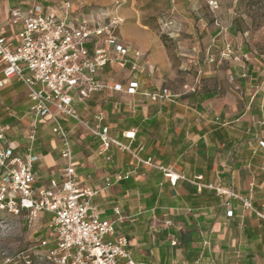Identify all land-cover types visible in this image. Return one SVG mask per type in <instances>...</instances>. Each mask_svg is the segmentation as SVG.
Returning <instances> with one entry per match:
<instances>
[{"label":"crops","instance_id":"obj_1","mask_svg":"<svg viewBox=\"0 0 264 264\" xmlns=\"http://www.w3.org/2000/svg\"><path fill=\"white\" fill-rule=\"evenodd\" d=\"M36 4L57 6L53 0H0V33L14 45L22 24H11L12 11L26 14ZM74 16L81 21L94 13L77 7ZM134 28L135 33L119 29V36L143 53L147 66L133 72L113 62L98 73L106 86L102 92L74 99L84 118L95 125L94 116L101 115L109 136L129 150L116 145L106 150L101 138L73 120L63 121L70 131L80 187L98 191L93 203L103 219L114 222L115 235L108 239L127 236L138 264H264V164H258L257 150H249L250 142L243 145L244 134L255 135L254 125L243 116L230 117V92L220 98V88L196 94L188 91L189 96L176 99V94L161 87L175 77V67L151 31ZM200 34L221 56L230 44V27L203 25ZM247 50L243 46L242 51ZM2 70L0 62V80ZM133 81L139 83L136 94L128 92ZM117 85L121 91L115 90ZM163 89L173 98L154 101L149 96ZM30 107L22 83L13 80L0 87V134L5 137L0 147L10 144L20 156L29 143ZM241 120L244 130L239 136L235 124ZM60 151L52 126L40 123L34 149L37 187L64 178ZM136 157L152 159L154 166L138 164ZM161 168L180 175L176 185ZM128 173V179L119 180ZM107 179L113 183L109 188ZM218 189L250 198L253 209L246 208L241 199L219 195ZM48 214H40L39 219L28 216L24 224L40 226L36 233L41 243L36 247L43 253L54 247L42 245L49 236Z\"/></svg>","mask_w":264,"mask_h":264},{"label":"built area","instance_id":"obj_2","mask_svg":"<svg viewBox=\"0 0 264 264\" xmlns=\"http://www.w3.org/2000/svg\"><path fill=\"white\" fill-rule=\"evenodd\" d=\"M216 9L217 3L210 2ZM12 25L22 24L13 44L0 33V62L3 78L0 87L16 80L22 83L31 102L32 123L24 156H20L10 144L0 147V212L14 216L27 212L31 219L49 213V236L43 246L54 247L45 253L54 264H138L132 257L130 243L125 235H115L114 222L103 219L93 198L98 191L80 187L77 178L75 154L70 131L64 120H73L94 136L101 138L105 149L111 145L129 150L109 136V129L101 124L102 116L95 115L96 122L84 118L74 106L75 97L85 100L102 92L106 86L98 80L100 71L118 62L133 72L147 66L143 53L127 45L119 36L122 21L118 17L92 16L79 21L74 16L71 2L60 6L36 4L26 14L12 11ZM231 45L227 44L222 57L230 58ZM139 83H130L128 92L136 94ZM116 91L122 86L117 85ZM190 91L195 92V88ZM154 101L170 99L168 89L149 95ZM48 123L61 144L64 160V178L51 179L37 187L34 166L38 157L34 154L39 137V124ZM0 141H5L0 134ZM264 147V142H262ZM138 164L154 166L152 159L136 157ZM173 185L181 178L171 169L161 168ZM130 174L120 175L119 180ZM201 179V178H200ZM113 185L107 179L106 188ZM219 195L241 199L244 206L253 209L250 198H241L233 192L218 189ZM116 215H120L118 209ZM232 216L233 211L229 210ZM29 263V262H28ZM10 264V260L0 262Z\"/></svg>","mask_w":264,"mask_h":264},{"label":"rangeland","instance_id":"obj_3","mask_svg":"<svg viewBox=\"0 0 264 264\" xmlns=\"http://www.w3.org/2000/svg\"><path fill=\"white\" fill-rule=\"evenodd\" d=\"M53 1L60 7L71 2L74 9L94 13V17L116 16L122 21V32L135 33V26L151 31L164 45L176 71L172 80L160 86L176 94V99L189 96L187 92L192 88L196 90L193 94L220 88V98L230 92V117L243 116L254 125L255 135L244 134L243 145L250 142L249 150H257L261 156L257 162L264 164V148L260 145L264 141V0ZM211 1L217 3L216 9ZM216 23L230 27V58L222 57L216 47L209 48L200 34L203 25L216 27ZM243 46L248 49L246 52L242 51ZM250 102L253 106H249ZM242 122L235 124L239 136L244 130ZM26 217L27 212L18 216L0 212V262L54 264L36 247L41 243L36 233L40 226H24Z\"/></svg>","mask_w":264,"mask_h":264},{"label":"trees","instance_id":"obj_4","mask_svg":"<svg viewBox=\"0 0 264 264\" xmlns=\"http://www.w3.org/2000/svg\"><path fill=\"white\" fill-rule=\"evenodd\" d=\"M261 146H262V145H261ZM262 147H263V146H262ZM263 148H264V147H263ZM27 226H28V227H31V226H32L31 222H29Z\"/></svg>","mask_w":264,"mask_h":264}]
</instances>
